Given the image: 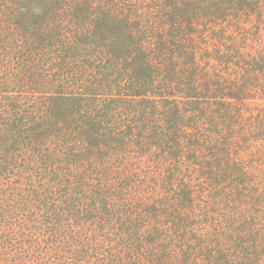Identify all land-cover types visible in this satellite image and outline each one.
<instances>
[{
  "label": "trees",
  "instance_id": "1",
  "mask_svg": "<svg viewBox=\"0 0 264 264\" xmlns=\"http://www.w3.org/2000/svg\"><path fill=\"white\" fill-rule=\"evenodd\" d=\"M132 1L0 0V264H139L141 248L130 241L158 245L154 263L144 264H168L178 247L182 264H264L263 166L244 170L224 158L198 165L211 170L208 177L225 162L234 172L212 200L214 212L224 202L232 206L224 216L229 236H208L188 216L164 231L169 204L151 201L145 211L160 228L140 239V225L130 213H121L128 218L119 224L106 195L127 176L132 149L177 160L195 143L183 132L207 121L196 90L214 99L228 93L222 107H212L215 116L243 117L240 95L251 96L264 79L245 76L244 90L222 82L198 88L195 72L178 64L187 49L173 43L198 35V24L215 25L217 33L228 28L219 34L225 38H249L264 21V0ZM243 10L250 20L237 17ZM262 33L251 43L263 59ZM253 62L255 77L263 76L264 59ZM176 89L187 109L159 103ZM186 191L176 199L183 213L194 209V193ZM188 246L197 247L196 258L185 254Z\"/></svg>",
  "mask_w": 264,
  "mask_h": 264
},
{
  "label": "rangeland",
  "instance_id": "2",
  "mask_svg": "<svg viewBox=\"0 0 264 264\" xmlns=\"http://www.w3.org/2000/svg\"><path fill=\"white\" fill-rule=\"evenodd\" d=\"M125 2L133 4L132 0H125ZM236 13L237 17L242 20H250L251 18L247 10ZM206 26L202 28L198 24V27L195 28L199 32L198 35L177 38L178 40L173 43L183 48V50L187 49V51H183L178 64L184 66V69L190 73L195 72V79L192 83H198V88L208 86L209 84L210 89L215 90L218 83L222 82L225 84V88L233 87L234 90H239V88L243 89L246 86L243 80L247 75L251 76L254 80L258 78L264 79V75L255 77L253 74L255 72V68L252 67L253 61L258 60L262 62L264 58L256 56V52L253 51L254 43H251L252 40L255 42V34L260 29L264 32V21L261 24L259 22L253 24V30L249 32V38H240V36L225 38L219 34L228 28H221L220 32L217 33L218 30L215 25ZM208 32L210 33L207 37L204 33L208 34ZM260 39H264V33H262V38ZM228 54H232L231 59L224 57L228 56ZM252 84L254 83H251L250 87H252ZM256 87L252 88L255 92L251 93V96L246 95L247 97H242L240 95L241 99L237 103L239 107L238 114L240 110L245 109L243 110V117L228 116L227 114L222 117L215 116L216 112L212 110V107L214 108V105L222 107L221 104H225L224 101L227 98L225 96L228 93L214 99L215 95L211 96L207 91L200 92L196 90L194 96L198 97V100L200 98L203 100L199 101L198 104L204 110V114L200 115L201 119L205 118L207 121L202 122L199 130L191 131L186 129L187 132H183V136L187 140L190 139L192 140L191 142L195 143H187L188 150L181 152L176 157L177 160L163 158L159 152H155L154 156L146 158L145 156H141L137 150L132 149L133 158L130 160L131 165H126L123 168V170H126L127 176H124L119 183L113 185L119 190L108 191L106 193L110 205L114 208L115 213L113 216L115 220L117 219L120 224L121 219L128 218L121 213L127 215L130 213L129 218L132 219L129 221L132 222L134 220L138 223V226L140 225L136 229L139 238L148 239L151 233L160 227L158 228L157 223L153 220V216L149 212H146L145 209L150 208L151 201H161L162 203H168L169 206L170 204L174 206L170 208L168 206L164 211L166 213L167 209H169V212L173 214L169 217L167 212L166 217L164 216L161 219L162 224H165L164 227L166 229L164 231L170 229L171 226L177 229L176 222L180 219H186L188 216L192 217V222H197L198 228L205 230L208 236L222 235L223 233L229 236L230 230L227 227L228 222L225 221L224 216L230 214L232 206L230 207L229 203L224 202V206L219 208L220 213L216 210L215 212L217 213L215 214L214 210H212V200L217 196V189L220 185L232 179L231 174L234 172H231L230 175L227 173V170L231 166L227 165L226 162H229V164L235 163L237 166L241 163L244 166V170L246 168H254L255 172L256 169L263 170L264 168V81L262 80V82L257 83ZM163 95L171 99L167 103L166 100H160V104H167L168 106L182 104V107L184 106L187 109L186 103L188 105V102L179 100L184 95L178 89L169 90V92ZM193 103L196 102L194 101ZM230 117L233 118V121L230 120ZM208 123L210 126H208ZM152 126H155V124ZM236 127L237 129H235ZM234 131H238V133L234 134ZM243 131L249 134L248 138L245 137V133H241ZM236 138L239 139L237 140ZM220 158H224L226 162L220 168L219 165L216 169L214 167L209 177L208 174L211 173V170L206 172L203 171L202 167L199 168L198 166L204 161H208V163L204 164L205 166H209L210 163L214 165V162H218ZM259 178L257 174L252 180L254 181ZM186 189L194 193L192 203L194 209L191 212L183 213L178 210L179 206L176 203V199L178 193L182 192L180 190H184L182 192L184 193L188 192ZM122 190H125V193H122ZM120 194H125V196L121 195L120 197ZM168 217L171 219H168ZM170 222H175L176 224H171ZM135 238L137 240V237ZM128 243L130 245L127 246L130 248H141L136 257V261H139V264L148 262V258L154 263L156 259L154 260L153 254H158V245L151 244L150 241L149 245L141 244L137 241H130ZM179 248L175 252L171 251L172 255L170 254L169 260L166 261L168 264L183 263V259L181 258L185 250ZM187 249H189V252L185 254L190 253L192 258L197 257V247L188 246ZM230 252L233 255H237L233 250ZM151 254L153 256L152 259L150 258ZM133 258H135L134 255Z\"/></svg>",
  "mask_w": 264,
  "mask_h": 264
}]
</instances>
